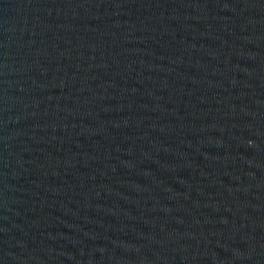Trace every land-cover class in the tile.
<instances>
[{"label": "water", "instance_id": "water-1", "mask_svg": "<svg viewBox=\"0 0 264 264\" xmlns=\"http://www.w3.org/2000/svg\"><path fill=\"white\" fill-rule=\"evenodd\" d=\"M0 264H264V0H0Z\"/></svg>", "mask_w": 264, "mask_h": 264}]
</instances>
